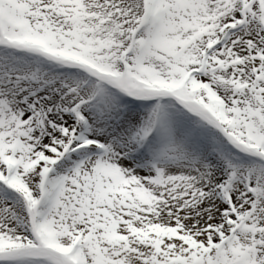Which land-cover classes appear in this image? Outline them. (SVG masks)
Segmentation results:
<instances>
[{
    "label": "snow or ice",
    "instance_id": "6c2138e0",
    "mask_svg": "<svg viewBox=\"0 0 264 264\" xmlns=\"http://www.w3.org/2000/svg\"><path fill=\"white\" fill-rule=\"evenodd\" d=\"M0 264H264V0H0Z\"/></svg>",
    "mask_w": 264,
    "mask_h": 264
}]
</instances>
